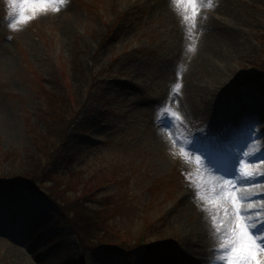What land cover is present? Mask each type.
Returning a JSON list of instances; mask_svg holds the SVG:
<instances>
[{
  "label": "rangeland",
  "instance_id": "1",
  "mask_svg": "<svg viewBox=\"0 0 264 264\" xmlns=\"http://www.w3.org/2000/svg\"><path fill=\"white\" fill-rule=\"evenodd\" d=\"M33 2L26 15L34 18L14 29L15 10L0 0L6 188H21L9 184L12 177L52 152L58 164L71 162L66 179L55 178L71 192L81 189L90 209L81 211L90 221L85 228L97 234L112 227L123 236L117 243L130 245L151 224L147 239L172 251L178 264H224L219 243L231 205L212 203L224 181L246 191L249 227L264 232V73L251 64L264 58V0H194L195 11L188 0ZM82 131L84 144L77 141ZM65 135L71 137L60 147ZM227 146L239 150L238 172L220 177L207 159L229 154ZM45 171L46 179L54 172ZM16 192L0 199V264L160 263L145 247H133L125 261L109 254L81 261L65 213ZM202 228L207 248L195 243Z\"/></svg>",
  "mask_w": 264,
  "mask_h": 264
},
{
  "label": "snow or ice",
  "instance_id": "2",
  "mask_svg": "<svg viewBox=\"0 0 264 264\" xmlns=\"http://www.w3.org/2000/svg\"><path fill=\"white\" fill-rule=\"evenodd\" d=\"M45 0H41V6L44 5ZM179 2V0H176ZM189 4L194 7V0H188ZM10 6L15 10V21L10 24V27L16 28L19 23H26L28 20L34 18L26 15V10L36 8L33 0H10ZM195 11V7H194ZM187 19V17H185ZM179 87V85H177ZM249 85L240 89L239 94H246ZM199 146L196 151H200ZM207 156V153H204ZM214 164H218L224 169L234 168L237 160L230 154H225L219 160H213ZM251 173H245L243 178L248 179ZM224 184L228 185V191H225ZM223 201L224 205H231V212L225 208V217L227 219V227L220 236L219 248L223 250V255L218 257L224 264H264V232L257 233L253 231V227H249V219L245 214L242 205L248 203L251 208V202L248 201L247 193H237L235 185L231 181H224L220 184L219 191L213 193V203L220 206ZM216 217H213L215 221ZM14 221L9 220L8 224L11 226ZM264 223V221H261ZM5 219L0 206V226H4ZM217 233L222 232V227H215Z\"/></svg>",
  "mask_w": 264,
  "mask_h": 264
},
{
  "label": "trees",
  "instance_id": "3",
  "mask_svg": "<svg viewBox=\"0 0 264 264\" xmlns=\"http://www.w3.org/2000/svg\"><path fill=\"white\" fill-rule=\"evenodd\" d=\"M258 64H260L259 67L264 69V60H258ZM56 102L57 101H52L51 103L53 104V106H55ZM71 115H73V113ZM50 154L51 153H49L46 159L43 158V160L40 157L33 158L32 163L35 162L33 163L34 166L30 171L23 172L22 173L23 176L22 174L20 176L21 178H19L18 176L12 177L13 181H10L9 183L12 185L21 184L19 186L22 187L15 189L13 192L18 191L16 193H19L21 196L24 197H27L28 194H32L33 196L37 195V197L41 196V198H45L46 200L50 201L52 204L57 205V207L62 211L61 214L65 213L64 215H66V223H68L69 227H72V229L75 231L76 237L81 244L89 246L88 250L94 252L96 255L110 254L114 256L115 251L117 253V250L111 251V249L117 247L116 246L117 244L114 240L115 233H112V230L109 228L104 230H100V229L96 230L95 228L97 234H93L92 231L90 232L88 228H85L87 224L89 227L90 221L87 218V216L82 214L81 211H84V213H86L85 211L90 209L88 208V205L84 204L83 202L84 200H80L83 198L82 193L80 194L81 189L77 188L76 190L71 192V190L68 189L70 187V185L68 184L69 182H66L63 185L62 183L59 182V180L57 181L55 178L57 176H63V178L66 179L67 170L69 168L68 165L69 163H71L69 160L64 162L60 159V164H58L59 158H56L54 163L50 166V169L54 172L49 174L47 179L45 178L46 177L45 175V177H43L44 180L41 183H38L37 181L35 182L34 178L38 176L37 174L39 171L43 170V166L45 165V163L48 162ZM55 165H59L58 171ZM63 169L64 172L59 173V170H63ZM70 212L77 213L78 215L77 221L76 219H74L73 221V219L70 217ZM79 214L85 218L82 220ZM81 231L84 233H82ZM93 248L102 249V250L100 251L97 250L99 252H96L93 251Z\"/></svg>",
  "mask_w": 264,
  "mask_h": 264
},
{
  "label": "bare ground",
  "instance_id": "4",
  "mask_svg": "<svg viewBox=\"0 0 264 264\" xmlns=\"http://www.w3.org/2000/svg\"><path fill=\"white\" fill-rule=\"evenodd\" d=\"M254 122H255V120H257L255 117H254ZM260 120V119H259ZM252 121V120H251ZM261 130L259 129V128H257L256 129V132H255V135H259V132H260ZM262 152V154L264 155V150H262L261 151ZM55 167H56V169L58 170L59 169V165H55ZM223 175H221L220 177H222ZM223 201H221L220 202V204L222 203ZM261 202V206L262 205H264V200H261L260 201ZM259 202V203H260ZM205 203V202H204ZM213 203V202H212ZM214 205H216L215 203H213ZM212 206V205H211ZM216 207H217V205H216ZM219 207V206H218ZM193 228V227H192ZM196 229V228H195ZM193 230L192 229V231L193 232H196V230ZM119 232V231H118ZM207 233H209L208 231H207V229L206 228H202L200 231H199V237L197 238L198 239V241L197 242H195V243H197L199 246H201V247H203V248H207L208 247V240L205 238V235L207 234ZM122 264V263H121Z\"/></svg>",
  "mask_w": 264,
  "mask_h": 264
}]
</instances>
